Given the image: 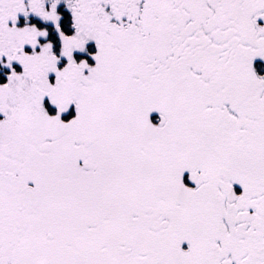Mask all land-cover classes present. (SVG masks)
<instances>
[{"label": "snow or ice", "instance_id": "1", "mask_svg": "<svg viewBox=\"0 0 264 264\" xmlns=\"http://www.w3.org/2000/svg\"><path fill=\"white\" fill-rule=\"evenodd\" d=\"M0 264H264V0H0Z\"/></svg>", "mask_w": 264, "mask_h": 264}]
</instances>
